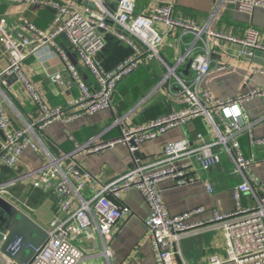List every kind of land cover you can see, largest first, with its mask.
<instances>
[{"label":"built area","instance_id":"2783aa9c","mask_svg":"<svg viewBox=\"0 0 264 264\" xmlns=\"http://www.w3.org/2000/svg\"><path fill=\"white\" fill-rule=\"evenodd\" d=\"M92 1L97 9L76 0H0V6L8 3L52 11V20L44 30L30 22L24 23V29L31 34L30 39L15 40L3 21L0 22V46L10 55L9 66L2 75L15 78L36 108V118L17 129L0 98V175L4 169L15 170L27 149L41 153L43 162L23 176L0 179V198L17 209L23 206L11 188L30 178L32 189L51 190L56 207V216L45 230L47 240L28 264L82 263L86 258L85 251L77 242L83 235L100 244L102 257L108 258L107 246L114 227L130 215L128 209L119 205L121 194L130 190L137 191L148 208L149 217L144 227L154 250L155 264H175V258L181 256L180 240L203 224L218 226L224 235V256L221 259L213 256L208 264H264V186L251 172L256 161V148L264 145V137L253 139L251 132L264 115L252 122L245 111L246 102L264 98V90L221 99L202 85L208 82L212 72L208 42L216 45L226 41L238 46L242 49L241 54L251 61L256 51L264 54L260 31L247 29L245 35L239 37L212 28L223 6L234 5L240 13L250 15L255 8L264 9V0H215L212 15L203 26H197L192 19L175 16L174 0H116L113 14L107 9L109 1L106 5L101 0ZM175 31L182 33L181 42L188 34L194 39L187 52L180 54L172 64L164 58L162 48L167 36ZM108 36L115 38L130 53L106 68L99 56L106 47ZM60 37L68 42L71 53L90 75L91 86L83 80L70 54L56 44ZM43 46L51 47L53 53L59 55L65 72L79 90V95L68 102V111L48 106L23 73L22 62ZM152 62L166 71L151 93L127 112L114 116L113 125L106 131L118 126L120 135L116 139L105 144L88 142L81 145L67 137L74 145L73 150L58 157L48 152L41 136L50 124L59 121L68 125L109 111L117 84ZM187 63H190L189 70L184 74ZM217 71L231 73L233 70L222 65L217 66ZM250 74L264 77V67L256 64ZM49 79L53 84L64 85L61 74ZM163 91L166 99L181 107L144 123L133 122L136 114L146 108V103L154 96L163 95ZM200 119L206 122L205 133L167 143L160 155L136 164L94 188L88 197L83 196L85 184L91 178L74 159L78 150L94 154L124 145L128 154L133 155L166 132ZM243 136L249 139L247 154L241 144ZM223 156L230 161L232 173L239 177V182L231 189L234 211L212 210L210 218L203 223H190L195 215L204 212L203 209L171 214L164 203L160 183L166 179L177 186L200 182L201 174L219 165ZM206 189L213 192L211 186L207 185ZM245 195L252 203L247 207L242 205Z\"/></svg>","mask_w":264,"mask_h":264},{"label":"crops","instance_id":"0c3cea01","mask_svg":"<svg viewBox=\"0 0 264 264\" xmlns=\"http://www.w3.org/2000/svg\"><path fill=\"white\" fill-rule=\"evenodd\" d=\"M108 1L109 6L114 8L115 0H106L107 3ZM214 3L215 0H174V15L192 19L197 26H203L212 15ZM51 20L52 11L47 8L38 9L32 6H17L8 3H3L0 6V22L3 21L8 33L15 40L30 39L31 34L29 35L24 29L25 22H30L44 30ZM212 28L214 31L239 37H243L247 29L253 28L261 32V40L264 42V9L255 8L250 15H247L240 13L234 5H225L220 9ZM160 30L164 31V28L160 27ZM181 35L182 33L175 31L167 36L165 46L162 48L164 58L172 64L176 62L180 54L187 52L194 39L193 35L188 34L181 42ZM56 44L70 54L76 68L85 77L86 83L91 86L93 81L90 75L75 59L68 42L60 37L56 40ZM198 45L197 43L196 46ZM208 46L211 51L210 67L212 72L208 82L202 85L211 90L216 97L227 99L253 90H264V77L250 74L256 64L253 59L251 61L247 56L241 54L242 49L226 41H219L216 45L208 42ZM105 49L107 50L104 51L103 64L106 67L114 65L124 59L127 53H130L121 43L119 45L111 44L109 41ZM9 62L10 55L4 53L0 46V76L8 68ZM156 64L149 63L140 71L146 72L147 78L152 79L159 74L160 69ZM222 65L230 67L233 71L231 73L216 72L217 66ZM21 67L23 73L26 74L34 88L39 91L48 106L69 110L67 104L79 95V90L65 72L61 58L58 54L53 53L51 47L43 46L31 53L22 62ZM162 69L164 73L166 69ZM56 74L62 75L64 85L50 82V76ZM162 75L158 77L161 78ZM147 78L143 81L144 84H146ZM138 82L142 83V81ZM138 85L135 84L127 88V92L129 91L133 96L132 90L137 89L140 94ZM155 86L146 95L151 93L156 88ZM163 88L166 89V87ZM127 94L119 90L112 99V108L109 111L75 120L68 125L59 121L50 124L41 136L45 148L51 155L58 157L61 153L70 152L74 148L73 143L67 137L81 145L88 142L95 145L105 144L116 139L120 135L118 126H114L109 131L106 130L113 125L114 116L125 107L122 102ZM0 98L4 101V107L15 128L21 129L36 118V108L15 78L7 75L0 77ZM178 107H181L180 104L159 96L153 100V103L146 105L145 112L137 113L133 122L144 123L146 120L164 115ZM245 111L250 121L254 122L259 119L261 115H264V98H254L246 102ZM205 132L206 122L200 119L185 127L166 132L156 140L148 142L133 155L128 154L124 145H115L94 154H88L82 149L78 150L74 159L91 178L85 184L83 196L88 197L94 188L122 175L136 164L160 155L167 143L184 137L193 138L195 134ZM251 134L253 139L264 137V119L254 125ZM248 141L247 137H241L242 148L246 154L249 151ZM255 156L256 161L251 167V172L264 186V145L256 148ZM41 160V153L38 154L27 149L22 154L17 168L13 171L4 169L0 179L12 175L23 176L25 172L39 168L43 163ZM201 175L200 182H192L184 186H177L169 179L160 183L164 203L171 214L180 215L184 212L203 209L204 212L195 215L190 223L207 221L212 210L222 213L234 211L231 189L237 185L239 177L232 173V165L228 158L223 156L219 165ZM31 181L30 178L24 179L22 183L11 188V192L23 204V206H18V210L45 231L56 216L54 199L48 188L32 189ZM207 185L212 187V193L207 191ZM251 204L248 195H245L242 205L247 207ZM119 205L128 209L130 215L114 227L112 240L107 246L108 258L102 257L100 244H96L94 239L90 240L86 235H83L77 244L85 251L86 258L80 264H155L154 250L144 227L149 213L143 198L137 191L130 190V192L121 194ZM179 248L181 256L175 258V264H208L213 256L221 259L225 254L223 230L216 225L203 224L190 234L185 235L180 240Z\"/></svg>","mask_w":264,"mask_h":264},{"label":"water","instance_id":"95a60500","mask_svg":"<svg viewBox=\"0 0 264 264\" xmlns=\"http://www.w3.org/2000/svg\"><path fill=\"white\" fill-rule=\"evenodd\" d=\"M76 1L97 9L92 0ZM101 2L106 5V0ZM107 9L111 14L114 13L113 7ZM254 55L253 62L264 67V54L256 51ZM189 66L190 63H187L184 74L188 73ZM46 240L47 233L43 229L0 198V264H28Z\"/></svg>","mask_w":264,"mask_h":264},{"label":"trees","instance_id":"16d2710c","mask_svg":"<svg viewBox=\"0 0 264 264\" xmlns=\"http://www.w3.org/2000/svg\"><path fill=\"white\" fill-rule=\"evenodd\" d=\"M108 41H109V43H116V44H118L119 45V42L115 39V38H113V37H109L108 36ZM108 41H107V43H108ZM106 50L107 49H105L104 51L106 52ZM102 52V54H100V56H99V58H100V60H101V62L103 63V55L105 54V52ZM129 53H127V55H128ZM164 56V55H163ZM125 58V57H124ZM104 65V64H103ZM105 66V65H104ZM113 66V65H112ZM106 67V66H105ZM109 67H111V66H109ZM109 67H106V68H109ZM140 70H142V68H139V69H137L134 73H132V74H130L129 76H127V78H125V79H123L122 81H120L118 84H117V86H116V88H117V90H116V93L115 94H117L118 93V91L119 90H122V88H130V87H132L133 85H135V84H139L138 86H137V88L139 89V92H140V94H142V95H146V93L149 91V89H148V87H146V84H144L143 83V81L145 80V78H147V74H146V72H143V71H140ZM133 77H135L134 79H133V81H131V82H129L128 83V80H130L131 78H133ZM82 78H83V80L85 81V82H87L86 81V79H85V77L82 75ZM138 81H142V83H139ZM128 85H127V84ZM137 101L135 100V98L130 94V93H128L126 96H125V98L123 99V102H122V104L125 106L122 110H120V113L119 114H123V113H125V112H127L128 111V109H130L135 103H136ZM145 110L146 109H144L143 111L145 112ZM148 110V109H147Z\"/></svg>","mask_w":264,"mask_h":264},{"label":"rangeland","instance_id":"374dc122","mask_svg":"<svg viewBox=\"0 0 264 264\" xmlns=\"http://www.w3.org/2000/svg\"><path fill=\"white\" fill-rule=\"evenodd\" d=\"M156 66H157V68H159L160 70H159V74L156 76V77H153L152 79L151 78H147V80L145 81V83H146V87H148V89H149V91H151L154 87L153 86H155L157 83H158V81L160 80V78L158 77V76H160L161 74H163V69H162V67L158 64H156ZM135 77H133V78H131L130 80H128V83L129 82H131V81H133V79H134ZM127 84V83H126ZM128 85V84H127ZM148 91V92H149ZM122 92L124 93V92H126V93H129V91L127 92V88H122ZM164 92L165 91H163V95H160L161 97H165L166 98V96L164 95ZM132 93H133V96H134V98H135V100L136 101H139L143 96H145V95H141L140 96V94L138 93V91H137V89H135V90H132ZM157 98V96H154L153 98H151V100H150V102L149 103H153V100H155ZM158 101V100H157ZM148 103H146V105H147Z\"/></svg>","mask_w":264,"mask_h":264}]
</instances>
